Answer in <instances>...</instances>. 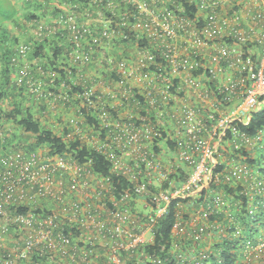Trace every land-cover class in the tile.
<instances>
[{"label": "built area", "instance_id": "built-area-1", "mask_svg": "<svg viewBox=\"0 0 264 264\" xmlns=\"http://www.w3.org/2000/svg\"><path fill=\"white\" fill-rule=\"evenodd\" d=\"M88 1L105 13L96 35L91 24L80 22L73 8L60 2L58 17L39 22L33 34L44 41L56 30L71 31L73 63L97 59L115 74L111 85L107 79L86 84L81 67L73 82L61 80L59 85L71 89L82 84L76 93L81 107L98 113L105 133L89 146L129 184L115 194L111 176L97 173L90 160L71 152L0 149V264H129L134 259L138 264H211V235L219 227L208 220L205 206L189 217L179 215L168 256L145 246L154 241L156 223L172 200L197 196L213 181L219 162L212 142L216 135L221 140L231 130L245 145L264 147V129L249 136L233 126L235 121L248 122L264 106V0L253 1L248 21L242 11L226 9L230 0ZM186 3L196 7L194 16ZM132 38L138 40L132 55L117 58L106 52ZM29 50L21 43L13 59L24 62L18 82L26 79L30 91L54 102L67 100V93L42 89L44 80L34 77V66L26 60ZM112 101L128 107V114L116 113ZM72 122L80 130L78 120ZM168 127L177 144L175 156L188 169L178 186L171 178L174 167L155 150ZM249 176L246 165L233 163L225 179ZM261 185L257 181L247 193ZM141 196L149 198V210L132 206ZM41 202H46L45 211L37 209ZM27 205L34 208L16 209ZM225 205L223 198L214 199L215 207ZM240 233L236 228L234 235ZM188 240L192 245L184 251ZM237 255L235 264H264V236L247 239Z\"/></svg>", "mask_w": 264, "mask_h": 264}, {"label": "trees", "instance_id": "trees-1", "mask_svg": "<svg viewBox=\"0 0 264 264\" xmlns=\"http://www.w3.org/2000/svg\"><path fill=\"white\" fill-rule=\"evenodd\" d=\"M5 2L0 0V149L7 150V148L12 147L16 150L38 151L39 147L46 146L48 148L46 153L48 154L71 152L73 155L77 156L78 159L90 160L97 173L111 176L116 186V189L112 191H114L115 194H119V191L129 184L127 178L124 176H117L113 173L112 165L107 161L104 155L97 151L95 147L93 148L92 146L84 144V140L81 138L85 132H88L91 137H102L105 135L100 126V117L98 113L94 112L95 110L93 111L92 109L89 110L88 108L81 107L82 101L76 96V93L82 89L81 83H78L71 89H61L59 85V81L61 80L70 83L71 81L73 82L74 80L72 79L77 77L79 68L81 67L84 68V72L82 73H84L86 77V79H84V83L86 84H90L91 79L96 82L105 80L107 79V75H89L90 63L84 65L79 62L73 63L70 56V52L74 46L71 41V31L56 30L44 41H41L38 40L34 34H29V30L24 28V32H28V34L27 32H25V34L29 36L26 41L21 42V37L15 34L13 29L7 25V22L11 20L15 25H19L15 18L17 13L16 7L9 0ZM58 2L64 3L68 7L71 6L78 16V20L83 23L86 22V17L90 16L91 8L96 10L100 9L97 4L94 2L90 4L88 0H58ZM231 5L232 3H229L227 6L230 7ZM186 6L188 14L194 16L196 7H191L188 3H186ZM57 8L58 12L56 18L59 13L63 11L61 8ZM27 14L30 24L34 27L42 21L40 19L41 16L35 11L30 10ZM13 18H15L14 21ZM102 27L103 26L100 27V30ZM92 28L94 30V35H96V28L93 26ZM123 41L129 44H136L138 42L135 38ZM119 42L121 41H118V43ZM21 43L30 46L26 58L27 61L28 58L46 57V65H43L44 67L42 68L45 70H52L55 74V82H52L53 78L51 75L40 76L45 82L42 89L67 93L69 94L67 100L61 99L54 102L52 99L49 100V98L41 97L37 93L30 91L26 84V79L23 80L24 82H18L17 76H19V71L22 69L24 62L19 61L17 64L13 59L16 57L18 47ZM69 71H71V73H69ZM32 72L35 78L40 75V69L35 70L33 67ZM109 72L108 74H111L112 78L115 77V74ZM58 79L60 80L58 81ZM210 86L212 88L216 87L214 83H210ZM26 100L29 101V105L24 103ZM53 104L55 106H52ZM56 105L60 106L54 115L57 120L63 123L61 133H57L54 130L59 121L56 122L54 127L53 125L52 127L46 126L42 122V118L36 114L35 110H32L33 106H36L38 108L37 111L39 110L40 113L49 114L48 108L57 107ZM62 109L66 111L70 110V116L67 117L65 114L66 112ZM141 114H146V110L141 109ZM149 116L155 119L153 113L150 112ZM72 119L78 120L77 126H79L80 130L76 131L77 127L72 125ZM10 121H14L19 128L24 129V132H19L17 134L16 131H12V127L9 125L11 123ZM233 126L242 133L255 136L261 129H264V106L263 109L252 113L248 122L235 121ZM58 128H61L59 123L57 125V129ZM79 131L80 133H78ZM69 133H73L70 138H68ZM225 139H229L231 144L230 148L227 150L233 152L231 156H235L237 159H233V161H235L234 163L246 165L250 170L251 177L249 176L248 179L241 178L227 181L225 179V174L230 166L227 164L228 161L219 158V162L214 169V179L206 189L197 196L176 198L171 201L168 213L161 217L156 223L154 228L155 238L153 242L145 246L147 251L168 256L169 247L173 239L172 231L174 223L179 215L181 218L189 217L191 212L196 208H194V206L199 205V203L205 206L206 212H208V220L219 227L215 233H213L214 238L211 237L213 239V252H215L210 259L211 264H235L239 256L237 254H240L242 246L247 239L255 240L264 236L262 230L259 229L260 226L264 227V147L262 148L259 146L258 148H252L251 146L249 147V145H245L240 138H235L231 130L226 132ZM163 141L168 143V149L170 148L172 151H176L177 144L168 137L166 132H163V137L158 139L155 145V150L157 152L159 143ZM233 141L241 143L242 146L238 149L235 148ZM220 150L222 153L225 152H223V149ZM216 157L219 156L216 154ZM217 174L220 175L219 179H216ZM186 176H188V169L184 167L175 171L171 175V178L175 182L174 185L178 186L181 179ZM257 181H261L263 185L247 193L250 186L255 185ZM167 184L168 183H166L165 186H167ZM216 197L223 198L226 201V205L224 207H215L214 199ZM147 200L149 202V198ZM107 204L108 206L112 205L109 199L107 200ZM45 205L46 202H41L37 204V209L39 211H45L47 207H45ZM146 206V210H149L148 205ZM33 208V205L16 207V209L21 212H26ZM236 228L240 229L241 233L239 235H234ZM189 244L192 245L191 240H188V243H184L181 249L187 251V246ZM44 262L45 261L42 263ZM44 264L61 263L46 261ZM129 264L138 263H136L134 259L130 261Z\"/></svg>", "mask_w": 264, "mask_h": 264}, {"label": "crops", "instance_id": "crops-1", "mask_svg": "<svg viewBox=\"0 0 264 264\" xmlns=\"http://www.w3.org/2000/svg\"><path fill=\"white\" fill-rule=\"evenodd\" d=\"M230 1H231L232 5L230 7L227 6L226 9L232 11L235 8V9H238V10L242 11L244 13V15L246 16V21H248L249 18L247 17V14H248V11L252 7H254L253 6V1L254 0H230ZM24 2H26L25 3V4H27L26 6H28V5L35 6V8L32 7L31 9H33V11H35L37 14L42 16V18L44 17L45 20L50 21L49 19L52 20V19L56 18V15H57V12H58V8L57 7H58V4H59V2L57 0H24ZM36 7H39V9L41 8V10L37 9ZM262 9H264V5L262 6ZM83 10H84V8H83ZM100 10L101 9L96 10V9L91 8L90 16L86 17L87 18L86 21L89 24H91V26H93L95 28H100L101 26H103V18L105 16V13H103L104 15H102ZM53 17H55V18H53ZM135 51H136L135 44H129V43H126L124 41H121V42L117 43L116 45L112 46L110 49L108 48L106 52L116 56L117 58H121L123 55H129V54L132 55ZM99 53L102 55V51H99ZM99 53H98V57L97 58H100V54ZM35 59H37V58L35 57ZM107 71L108 70H106L105 65L100 64L97 61V59H95L90 64L89 72H92L93 76L94 75L95 76H97V75L98 76H100V75L102 76V75L106 74L107 75V80H108L107 83L109 85H111L112 84V80H111L112 76L110 74H108ZM229 76H232V74H230ZM223 78H224L223 80H228L227 79L228 75H226V77L224 75ZM59 80L60 79H58V81ZM59 83H60V81H59ZM103 90H104V88H103ZM111 103H112L113 107H115V112L116 113H120L121 110H123V112L121 114H123V115L128 114L129 109L126 110L125 107H123V105L119 101H112ZM62 110H64V109H62ZM53 127H54V125H53ZM165 130H166V134L172 139V136H171L173 134L172 128L169 129V127H168ZM168 131H169V133H168ZM234 143H235V141H233V145L236 148V146H235L236 143L235 144ZM167 145H168V143L166 141L160 142L159 145H158V153L160 154V156L163 159V161L166 164H169V165L173 166L174 167V172L177 171L178 169L184 168V165H181L178 162L177 156H174V155H176V153H175L176 151L174 152L170 148L168 149ZM237 149H238V147H237ZM224 160L228 161L229 157L224 159ZM234 162L235 161L232 160L231 162H227V164L229 166H231ZM146 201H147V198L145 196H141V197L137 198L131 204L136 209L144 211L143 207L142 208H138V206L142 204L143 206L147 207L146 206Z\"/></svg>", "mask_w": 264, "mask_h": 264}, {"label": "rangeland", "instance_id": "rangeland-1", "mask_svg": "<svg viewBox=\"0 0 264 264\" xmlns=\"http://www.w3.org/2000/svg\"><path fill=\"white\" fill-rule=\"evenodd\" d=\"M1 1H3V2H5L6 0H1ZM9 1H11L12 2V4H14L15 5V7H16V10H17V13H16V15H15V18H16V20H17V22L19 23V25H15L13 22H11V21H9V22H7V25L11 28V29H13V31L15 32V34H17V35H19V37H21V42L22 41H26V39L28 38V36L29 35H27L28 34V32L27 31H25V32H27V34H25V32H24V28H26V30H29V34H32L33 35V30H34V26H32L31 24H30V20L28 19L29 17H28V14L27 13H29L30 12V10H32L33 11V9H31L32 7H34L35 8V6H31V5H28V6H26V4H25V2H24V0H9ZM58 1V0H57ZM6 3V2H5ZM37 9H39V7H36ZM35 10V9H34ZM39 10H41V8L39 9ZM53 16V15H52ZM15 18H13V21H14V19ZM50 18V17H49ZM53 18H55V17H53ZM41 20L42 21H48V20H45L44 19V17L42 18V16H41ZM50 21H53V20H55V19H49ZM131 55V54H130ZM46 58V57H45ZM45 58H42L41 56L40 57H38L37 59L39 60H37V59H35V57L34 58H32V59H29L28 58V62H29V64H31V65H33L34 66V69L36 70H38L40 67V69L41 70H44V71H46V74H42L41 73V70H40V75H38V77L37 78H41L40 76H50L51 74H52V70H49V69H44V68H42V67H44L43 65H46V63H45V61L47 60V59H45ZM88 74L90 75V74H92V72H88ZM42 79V78H41ZM43 80V79H42ZM24 103H26V104H30L29 103V101L28 100H26V101H24ZM57 106V105H56ZM60 106H57V107H49L48 108V112H49V114L50 115H53V116H50L49 114H47V113H40L39 112V110L37 111V107L35 106H33V109L32 110H35V112H36V114L37 115H39L41 118H42V122L44 123V125H46V126H50V127H52V125H56V122L57 121H59V120H57L56 119V117H55V113L57 112V109L59 108ZM125 109L127 110V109H129L128 107H125ZM66 113V116L68 117V116H70V110H64ZM122 112H123V110H121ZM44 115V116H43ZM51 117V118H50ZM51 119V121H50V119ZM53 120V121H52ZM63 121H65V120H63ZM11 123L9 124L10 125V127H12V131H16V133L18 134L19 132L20 133H23L24 131V129H22V128H19V126L18 125H16V123H14V121H10ZM58 123H59V126L61 127L60 129L58 128L57 129V125H58ZM57 123V125L55 126V132H57V133H61V131H62V127H63V123H61L60 121ZM9 125H7V126H9ZM84 134H86V135H82V139L84 140V144H87L88 146H89V144L91 143V141H93V144L94 143H96V142H98V139L100 138L99 136H90L89 135V133L88 132H85ZM23 136H25V135H23ZM22 136V137H23ZM220 134L219 135H216V137H214L213 138V140H212V142H213V145L217 148V151H216V154L219 156V157H217V159H226V158H228L229 157V160H228V162H231L233 159H236L235 158V156H231V155H233V152H231V151H229V150H227V149H229L230 148V146H231V144H230V141H229V139H225V134L222 136V139L220 140ZM250 147V146H249ZM252 148H258L259 147V145H256V146H251ZM47 147L46 146H41V147H39V151H47ZM220 149H223V152L224 153H222L221 152V150ZM255 150V149H254ZM175 156V155H174ZM171 157V156H170ZM237 160V159H236ZM237 162H239V161H237ZM199 197V196H198ZM143 207V209L144 210H146L147 209V207H145V206H143L142 204L141 205H139L138 206V208H142ZM196 207V208H195ZM193 208V207H192ZM194 212H197V211H201L202 210V208H203V205L201 204V203H199V205H195L194 206ZM195 210H197V211H195ZM259 229H261L262 230V232L264 233V227L263 226H260V228ZM211 237L212 238H214V236H212L211 235ZM211 238V242H213V239Z\"/></svg>", "mask_w": 264, "mask_h": 264}]
</instances>
